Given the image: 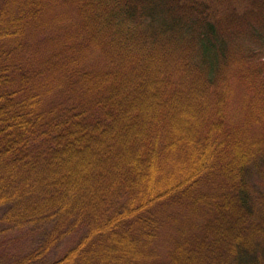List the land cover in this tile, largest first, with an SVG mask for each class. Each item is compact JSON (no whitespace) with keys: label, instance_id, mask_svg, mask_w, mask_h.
Returning a JSON list of instances; mask_svg holds the SVG:
<instances>
[{"label":"trees","instance_id":"16d2710c","mask_svg":"<svg viewBox=\"0 0 264 264\" xmlns=\"http://www.w3.org/2000/svg\"><path fill=\"white\" fill-rule=\"evenodd\" d=\"M235 2L0 0L11 264H264V0Z\"/></svg>","mask_w":264,"mask_h":264},{"label":"rangeland","instance_id":"374dc122","mask_svg":"<svg viewBox=\"0 0 264 264\" xmlns=\"http://www.w3.org/2000/svg\"><path fill=\"white\" fill-rule=\"evenodd\" d=\"M238 6L241 4L239 0L235 2ZM250 8L249 4L245 5L244 9ZM247 39V37H245ZM212 184L217 185L216 179H212L208 183L202 184V193L207 196L209 193L212 195L213 186ZM216 187V186H215ZM211 196H209L210 199ZM204 198V197H203ZM203 198L200 199L201 206L204 207ZM212 202V200H209ZM188 207V206H187ZM186 206H182L176 212H174L175 217L180 220V222L187 227H190V223L192 221V217L188 218L189 211L185 209ZM198 223V222H197ZM173 227V226H168ZM173 229V228H172ZM193 230V229H192ZM172 231H167L164 233V237L160 241V247L163 252L167 250L169 235ZM81 234L77 235L75 238L65 240L61 248L58 251L55 249L52 250V253L49 254L48 259L54 260L62 257L68 250H70L78 241ZM31 247V238H28L23 231H13L6 228L4 225L0 224V261L3 259L5 264H11V261L15 262L17 259H20ZM56 251V252H55Z\"/></svg>","mask_w":264,"mask_h":264}]
</instances>
